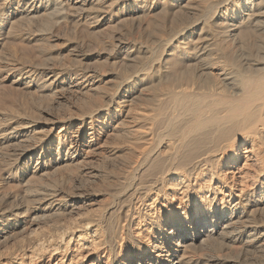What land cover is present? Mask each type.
I'll list each match as a JSON object with an SVG mask.
<instances>
[{"label": "bare ground", "instance_id": "6f19581e", "mask_svg": "<svg viewBox=\"0 0 264 264\" xmlns=\"http://www.w3.org/2000/svg\"><path fill=\"white\" fill-rule=\"evenodd\" d=\"M0 1L3 45L30 14L56 16L45 45L109 27L92 56L0 60V183L63 169L46 193L0 185V264H264V0Z\"/></svg>", "mask_w": 264, "mask_h": 264}, {"label": "rangeland", "instance_id": "374dc122", "mask_svg": "<svg viewBox=\"0 0 264 264\" xmlns=\"http://www.w3.org/2000/svg\"><path fill=\"white\" fill-rule=\"evenodd\" d=\"M187 0H183V5H184V3L186 2ZM2 2L0 1V6L1 7H3L2 5ZM14 6H16V5H14ZM0 7V12L2 11V8ZM24 16H26L25 15V13L23 14ZM32 17V20L30 19L31 17ZM34 17V18H33ZM37 17V16H36ZM34 15L32 16V14H30L29 15V17L27 18V16L26 17H21V19L19 20V19H14L8 26H7V29H6V35H5V37L7 36V39H9L10 40V43H9V41L6 39V40H4V43H6V45H3V40L1 39V44H2V48H0V53L2 54V51H3V54L1 55L0 54V60H1V63L3 64V66H5V67H8V68H10V67H12V66H14L15 64L13 63L12 64V62H16V63H19V62H23V63H30V62H32L33 61V63L35 64V65H38V63L40 64V65H38V66H41L42 64V66H45L46 65V63H48V60L47 61H45V62H42V61H44L45 59H43L44 57H49L48 59H53V61H51L52 63H56V61H54V60H57V62L59 61L58 60V58H61V61H62V58L63 59H66V57L68 58V56H72V57H80L81 55H83V54H85V53H87V54H89V55H93V54H95V51H96V48H97V45H96V42H95V38H97V37H100V36H102V35H104L105 34V32L108 30V28L109 27H107L108 26V23H106L103 27H104V29H103V27H97V28H94L93 29V34H97L96 35V37L95 38H92V37H89L88 36V32H86V31H84L82 34H81V36H83V39H85V44H84V47L82 48V47H80V45H79V47L77 46V43L78 42H80L81 40H78V39H75V38H72V37H69L68 39L67 38H64L63 36H61V37H59V39H54V40H52V42L50 43V44H47V45H45L46 43L43 41L45 38H47V37H49L48 35H51L49 32L50 31H52V25L50 24L51 23V21L52 20H55V18H56V16H55V18H54V16H52L49 20H50V22H47L46 20H48V18H40L39 19V16L36 18ZM26 18V20H24ZM41 19H43V20H41ZM52 19V20H51ZM29 22H28V21ZM35 20V21H34ZM48 20V21H49ZM16 21V22H15ZM49 23V25L46 23ZM25 24H24V23ZM28 22V23H27ZM60 22V24L62 23L63 24V21L62 20H60L59 21ZM174 22V21H173ZM172 21L171 22H169L167 25H166V27H167V29L169 30V28H172V26H175V24H176V22H174L173 23ZM42 23H44L43 25H45L44 27H42ZM15 24V25H14ZM20 24H22V25H20ZM24 24V25H23ZM30 25V26H29ZM170 25H172V26H170ZM11 26V27H10ZM16 26V27H15ZM29 26V27H28ZM49 26V27H48ZM22 28L21 30H19L20 28ZM28 27V28H27ZM30 27H32V28H30ZM42 27V28H41ZM106 27V28H105ZM11 28V29H10ZM26 28V29H25ZM47 28V29H46ZM102 28V29H101ZM10 29V30H9ZM13 29V30H12ZM17 30V33H16V30ZM29 29H31V30H29ZM43 29V31H41ZM49 29V30H48ZM47 30V31H46ZM9 31V32H8ZM25 31V32H24ZM31 31V32H30ZM7 32L9 33V34H7ZM12 32V33H11ZM13 32H15L16 33V35H15V33H13ZM25 33V34H23V35H26V33H30L29 35H31V38H34V39H36V40H34V41H30V40H27V38H26V36H23L22 37V33ZM21 33V34H20ZM32 33V34H31ZM89 34H90V32H89ZM102 34V35H101ZM20 35V36H19ZM154 34H150V36L153 38L154 36H153ZM16 36V37H15ZM33 36V37H32ZM46 36V37H45ZM87 36V37H86ZM129 36V37H128ZM150 36L148 35L146 38H147V41L149 40L148 39V37L150 38ZM25 37V38H24ZM130 37H131V35H127L125 38L126 39H130ZM132 38V37H131ZM145 38V39H146ZM150 39L149 41H152L153 39H155V38H153V39ZM15 41H14V40ZM21 39H24L23 40V42H22V40ZM6 41V42H5ZM11 41L12 42H14V43H11ZM38 41V42H37ZM19 42V43H18ZM22 43V44H21ZM31 43H33V44H31ZM36 43V44H35ZM40 43V44H39ZM87 43H88V45H87ZM10 44V45H9ZM19 44V45H18ZM22 46H21V45ZM25 44V45H24ZM27 44V45H26ZM31 44V45H30ZM38 44V45H37ZM43 45V46H42ZM50 45V46H49ZM15 46V47H14ZM24 46H25V48H24ZM33 46V47H32ZM39 47V49H38V47ZM47 46V47H46ZM53 46V47H52ZM86 46V47H85ZM7 47V48H6ZM10 47V48H9ZM13 47V48H12ZM23 47V48H22ZM35 47H37V48H35ZM43 49V50H41V48ZM28 48V49H27ZM30 48V49H29ZM32 48V49H31ZM7 49V50H6ZM13 49H15L16 50V52H15V50H13ZM22 49V50H21ZM51 49V50H50ZM19 50V51H18ZM32 50V51H31ZM36 50V51H35ZM45 50H46V52H45ZM49 50V51H48ZM5 51V52H4ZM11 51H13V52H11ZM21 51V52H20ZM15 52V53H14ZM26 54H28V56H27V54L25 55V56H27V57H24L23 55H24V53ZM32 52V53H31ZM41 52H43V53H48L47 54V56H45V54H40ZM16 53H17V55H16ZM22 53V56L23 57H21V54ZM68 54V55H67ZM6 55V56H5ZM3 56V57H2ZM5 56V57H4ZM12 56V57H11ZM14 56V57H13ZM40 58H39V57ZM66 56V57H65ZM7 57V58H6ZM18 57V58H20V59H16V58ZM31 57V58H30ZM28 58V59H27ZM30 58V59H29ZM16 61H15V60ZM32 59V60H31ZM40 59V60H39ZM19 62H18V61ZM51 62H50V64H51ZM8 63V64H7ZM44 63H45V65H44ZM109 73H111V74H109ZM108 74H109V76L110 77H112L113 75V73L112 72H109ZM16 75L17 74H13V73H11V74H8V73H5L4 75H3V78H4V76H5V78H4V80H5V82H6V91L4 90V93H3V103H4V105H6L7 107H11L12 108V110H13V113L14 114H19L20 112L22 113H20L21 115L20 116H22L23 118H25L26 120L25 121H30L31 122V124H32V122H33V124L35 125V124H37V123H39L40 124V126L39 127H36L37 129H34L33 127H31L28 131V133H27V135H29V136H31L32 134V136H34V138L36 137V138H38V137H40V136H44L47 132H46V129L47 128H44V127H42L41 125L42 124H44V121H46L45 119H46V117H43L44 116V114H41V117L42 118H40V113H38L39 111V109H38V105H37V101H35V99H33V95L32 94H29L28 95V93L26 92V90H25V88H23V89H17V84H15V85H10V83H12L15 79H16ZM112 75V76H111ZM12 81V82H11ZM9 84V85H8ZM13 86H14V88H13ZM16 88V89H15ZM22 88V87H21ZM16 91H15V90ZM13 91V92H12ZM9 92V93H8ZM15 92H17V94L15 93ZM25 92V93H24ZM6 93V94H5ZM11 93V94H10ZM10 94V95H9ZM27 94V95H26ZM6 97H5V96ZM26 95V96H25ZM23 96V97H22ZM27 97V98H26ZM30 97V98H29ZM62 97V96H61ZM6 98V99H5ZM11 98H13V99H10ZM6 101H5V100ZM8 99L11 101H9L8 102ZM36 102H34L33 100ZM15 100V101H14ZM17 100V101H16ZM13 101H14V103H13ZM26 101V102H25ZM28 101V102H27ZM31 101H33V102H31ZM46 101V102H45ZM44 102H41L42 103V107L44 108V109H48L49 107V105H50V107H51V104H49V103H51V101H50V98H47L46 100H45ZM49 101V102H48ZM24 102V103H23ZM48 102V103H47ZM40 103V104H41ZM14 104V105H13ZM29 104V106L27 107V105ZM31 104V105H30ZM33 104V105H32ZM48 104V105H47ZM63 104V103H62ZM11 105V106H10ZM23 105V106H22ZM37 105V106H36ZM45 105H47V106H45ZM5 106V107H6ZM35 106V107H34ZM21 108V109H19V108ZM25 107V108H24ZM47 107V108H46ZM26 108H27V110H26ZM34 109V110H33ZM37 109V110H36ZM17 111V112H15V111ZM24 110H26V114H25V111ZM31 112H30V111ZM36 110V111H35ZM20 111V112H19ZM24 112V113H23ZM29 112H30V114H29ZM27 117H26V116ZM35 115V116H34ZM39 116V118H37V116ZM29 117V119H27ZM35 118V119H34ZM37 118V119H36ZM41 119V120H40ZM44 120V121H43ZM33 126V125H32ZM44 131V132H43ZM37 133V134H36ZM41 134V135H40ZM38 136V137H37ZM33 138V137H32ZM6 147H4V149H2L3 151H6V152H4V153H2V150H1V153H2V155H0V164L1 165H4V164H6L8 161H9V163H7V165L8 164H13V157L11 158L10 156H12V153H11V151L13 150V149H11V148H6ZM8 151H9V153H8ZM13 152V151H12ZM6 153V154H5ZM6 155V158H5V156H3V155ZM7 154H9L8 155V157H7ZM3 156V157H2ZM2 159V160H1ZM11 159V160H10ZM37 159V158H36ZM36 159H35V161H36ZM4 162V163H3ZM33 166H35V163H33ZM62 171H63V169H60L59 170V172L57 173L59 176H60V174H62ZM51 174V175H50ZM49 175L46 173L45 175H41L39 178H38V176H36V178H38V179H34L32 176H30V177H28L23 183H21V184H18V182H17V180H11L10 181V184H9V182L7 183V182H4V183H0V185L2 184V187H3V189L5 190L7 187L8 188H10V189H17V188H15V187H17V185H18V188H19V190H20V194H21V196H23V197H28L30 194H28V196H27V193H28V191L31 193V191L35 188V190H33V191H37V190H40L39 192L40 193H42V191H43V193H46V190L50 187V186H52L53 185V178H54V180L56 179V177H57V179H59L58 178V176H57V174L56 175H54V173H50ZM48 175V176H47ZM50 176V177H49ZM49 177V178H48ZM31 179H33V180H31ZM31 180V181H30ZM1 181V180H0ZM27 182H28V184H27ZM43 182H44V184H43ZM48 182V183H47ZM7 183V184H6ZM15 183V185L14 186H12V184H14ZM46 183V184H45ZM50 183H52L50 186H48ZM10 186H9V185ZM6 185H8V186H6ZM48 187H46V186ZM22 186V187H21ZM42 186V187H41ZM43 186H45V187H43ZM4 187H6V188H4ZM11 187H14V188H11ZM8 188H7V190H8ZM21 188V189H20ZM27 188V189H26ZM33 188V189H32ZM40 188V189H39ZM26 189V190H25ZM37 189V190H36ZM43 189V190H42ZM42 190V191H41ZM9 191V190H8ZM38 192V191H37ZM25 197V198H26ZM206 251V250H205ZM199 252H201V253H203L204 254V252L203 251H199ZM198 252V254L199 255H201L200 253ZM198 254H196L197 256H198Z\"/></svg>", "mask_w": 264, "mask_h": 264}]
</instances>
